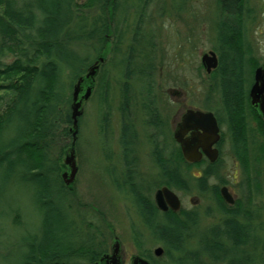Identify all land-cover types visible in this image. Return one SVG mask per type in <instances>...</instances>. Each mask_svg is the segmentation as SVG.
Here are the masks:
<instances>
[{
    "label": "trees",
    "instance_id": "1",
    "mask_svg": "<svg viewBox=\"0 0 264 264\" xmlns=\"http://www.w3.org/2000/svg\"><path fill=\"white\" fill-rule=\"evenodd\" d=\"M152 1L89 0L81 6L77 0H0V206L6 194L11 214L15 210L19 212L20 201L11 200L10 196L19 195L23 186H28L35 190L30 191L34 193L31 194L35 197L34 203L40 208H48L44 217L47 238L26 240L29 252L22 264H79L82 260L94 264L108 252L102 236L89 237L76 244L55 237V221L51 220L56 215L52 208L55 189L67 196L72 185L66 186L60 175V158L57 157V161L51 157L57 152L60 157L66 154L69 148L66 141L71 139L72 142L73 88L78 79L102 58V45L108 42L111 23L120 14H125L129 6L139 12V8H145ZM217 2L215 50L220 63L208 76L207 92L219 100L218 107L210 110L228 124L235 155L244 161L245 167L248 164L249 117L254 115L249 88L258 68L244 39L245 21L252 12L246 8V0ZM134 33L133 44H139L138 28ZM118 41L120 43V38ZM88 43L100 46L94 61L81 56L74 48L75 44ZM135 52L132 46L127 65L131 61H140L144 65L152 60L154 53L149 48L151 56L148 51L141 50L134 57ZM8 58L13 62L6 63ZM140 69L138 78L148 79V73ZM129 75H125L127 79H131L132 74ZM65 76L69 80L67 83L63 81ZM63 89L67 93H63ZM80 124L81 119L79 127ZM163 149H168V156L161 160L159 150H164L157 141L154 142L153 161L159 171V180L154 187L186 193L193 185L202 193L209 190L218 200L225 220L203 232L213 238H182L184 224L179 213L172 214L167 221L156 220L154 188L139 180L135 204L154 242L164 249L162 258H154L144 249L146 238H134L140 256L152 264H162L161 259L169 264H258L259 259L253 254L260 243L257 229L251 225L250 238H244L243 226L230 220L227 206L219 199L218 188L208 184L211 169H205L204 176L195 179L191 175L194 165L183 159L174 140L170 144L166 142ZM131 181L129 178L130 184ZM243 215L252 221L253 216ZM97 234L102 232L97 230ZM260 261L264 264V259Z\"/></svg>",
    "mask_w": 264,
    "mask_h": 264
},
{
    "label": "rangeland",
    "instance_id": "2",
    "mask_svg": "<svg viewBox=\"0 0 264 264\" xmlns=\"http://www.w3.org/2000/svg\"><path fill=\"white\" fill-rule=\"evenodd\" d=\"M88 1L77 0L81 6ZM217 1L154 0L145 8H139V12L129 6L125 14H120L111 23L108 42L102 45L104 62L100 65L92 94L83 104V115L76 141L74 144V139L72 142L71 139L66 141L69 147L67 151L75 149L78 173L67 196L55 189L52 208L55 209L57 216L51 220L55 221L56 238H65L71 244H76L88 240L89 237L102 236L108 254L112 253L118 244L122 264H132L133 259L141 257L133 238V231H137L146 234L144 249L150 251L156 258L154 251L162 246L154 242L152 234H147L131 198L117 191L115 184L119 181L117 176H110L107 173L117 167L120 169L119 137L124 91H129L130 95V112L133 114L137 134L139 168L143 176L151 181L154 193L157 190L154 184H157L159 176L151 157L150 140L153 131L147 125L143 107L150 96L155 106L161 109L168 124L167 135L170 142L173 141V132L186 110L203 111L218 107V97L210 96L207 92V79L213 72L208 74L201 63L204 54L211 51L218 53L215 50ZM246 8L252 12L245 21L246 48L258 67L264 68V0H246ZM137 28L139 44L134 45L133 36L135 37L134 31ZM132 46L136 52L146 50L149 53V48L153 49L152 60L144 65L140 61H131V64L127 65ZM74 48L81 56L94 61L98 57L100 46L97 43H88L75 44ZM137 55L136 53L134 57ZM11 62L12 58L6 60V63ZM138 68L148 73L149 78L140 80L137 76ZM127 73L132 74L129 75L131 79L126 78ZM63 81L69 82L68 77L65 76ZM149 89L151 91H148ZM62 92L67 93L65 89ZM105 125L106 134L103 130ZM255 129L256 124L251 121L250 156L245 167L240 166V163L236 164L231 134L225 129L227 143L219 164L220 182L210 179L208 184L210 187L219 188L229 186L243 209L249 216H253L250 223L257 229L256 234L260 239L258 250L253 254L254 258L256 256L263 260L264 153L259 158V151L260 147H264V137ZM60 146L62 143L58 144V147ZM65 155L63 153L60 157L57 152L51 157V160L60 158V175L66 171ZM109 157L112 159L108 160ZM198 174L196 171L194 175ZM30 191L35 190L23 186L20 194H11L10 199L20 201L19 208L22 207L30 216L32 222L27 225L28 231L32 235L38 234L43 237L47 231L44 217L48 208L36 205L35 197L31 195L33 192ZM174 192L181 200L183 208L201 214V229L205 230L223 222L225 216L220 211L218 200L209 190L202 193L193 185L187 193ZM219 199L222 200L220 195ZM22 223L14 213L2 227L0 264H22L29 252V242L26 241L29 238H21L27 229ZM97 230L102 234H97ZM160 262L169 264L163 259ZM78 263L89 264L84 260Z\"/></svg>",
    "mask_w": 264,
    "mask_h": 264
},
{
    "label": "flooded vegetation",
    "instance_id": "3",
    "mask_svg": "<svg viewBox=\"0 0 264 264\" xmlns=\"http://www.w3.org/2000/svg\"><path fill=\"white\" fill-rule=\"evenodd\" d=\"M218 58L219 55L217 54ZM219 63H220V58H219ZM214 72V71H213ZM208 75V74H207ZM254 84V77H253V83L251 85V87ZM249 88V98H250V89ZM150 95V94H149ZM129 91L125 90L124 91V103L122 106V123H121V128H120V137H119V141H120V169L117 167V169L111 171L109 170L107 173L110 176H114L116 175L117 178L119 179V181H116V189L117 191L122 194V195H127L131 198V200L135 203V197H136V192H139V180L142 181L143 184L146 185H152L151 181L149 180V178L144 177L140 168H139V161H138V155H137V134H136V127L133 123V114L132 112H130V101H129ZM148 100L147 102L144 104L143 110H144V114L146 116V121H147V125L151 128V130L153 131V134L151 136V146H152V153H151V157L153 159L154 155V142L157 141L158 145L161 146V149L164 150V152L160 151V159L164 160L167 159L168 156V149H163V147L166 145V142L168 144H170L168 135H167V131H169V127L168 124L163 116V113L161 111V109L157 106H155V102L154 100H151L152 98L149 96L147 97ZM251 98H250V106L252 108V111L254 113V115H250L249 117V121H253L256 124V129L255 131H257L259 133V135L261 134L262 137H264V119L259 115L258 111L256 109H254V107L252 106L251 103ZM188 110H194V109H188ZM186 110L185 113L188 111ZM194 111H201V110H194ZM202 112L204 113H213L217 122H218V126L220 128V140L219 142L214 146L215 149L218 150L219 152V157L218 160L215 163H211L210 160L203 155L202 159L200 162L198 163H189L188 161L185 160L182 150L180 148V145H178V143H176V141L174 140V133L175 130L177 128H175L174 132H173V140L174 142L177 144V146H179L180 151L182 153V157L183 159L188 163V164H192L194 165V168L192 169L191 175L195 178V179H200L204 176V171L205 169H211V179L220 182V177H219V164L222 161V157L224 155V148L226 146V136H225V129H227V131L231 134L229 126L226 122L222 121L219 119V116H217V114L211 110H203ZM184 113V114H185ZM184 114L181 116L180 121L177 123V125L182 121V118L184 116ZM103 130L105 132V134L107 133V125L103 126ZM170 133V132H169ZM193 132H189L188 134H186L185 139H189L192 136ZM249 139H250V133L248 132L247 134V138L246 141H248L247 143V149H246V156L247 159L250 156L249 153ZM231 141H232V145H233V138L231 136ZM234 148V147H233ZM260 149H262V153L264 151V147H260ZM235 151V150H234ZM261 151H259V158H261ZM166 154V155H165ZM237 161L236 164L238 165V163H240V166L243 165L244 161H242L238 156H236ZM112 157H109L108 160H111ZM261 162V161H260ZM154 163V161H153ZM157 168V167H156ZM198 171L199 174L197 176H195V172ZM157 173L159 176V171L157 169ZM187 174V173H185ZM63 175V174H61ZM129 178L132 180L131 184L129 183ZM210 181V179H209ZM208 181V183H209ZM218 188L219 191V195L222 198V194H221V190L223 188H226L228 190V192L232 195V197L235 199V204L234 205H230L227 204L223 198L222 201L224 202V204L227 206L226 210H228V213H230V220L236 221L237 223H239L240 225L243 226V232H244V238H250V228H251V223L249 219H246L245 216L243 214L247 215V212L245 211V209H243L242 204L237 201V199L233 196L232 194V190L229 186H222L221 188H219L218 186H215ZM164 187H160L157 188V190L153 193V200L154 203L157 207V212L158 214L156 215V213L154 214V216H156V220H160V219H165L166 221L168 220V218L172 215V214H178L181 218V221H183L184 224V233L182 235V238H213L212 236H205L203 234V232L205 230L201 229V223H202V216L199 212H196L194 210H187L185 208L182 207V202H181V209L177 212L172 211L171 209H169L167 212H163L161 211L156 202H155V194L158 190L162 189ZM183 193V192H182ZM124 195V196H125ZM2 204H1V210H0V232L3 230V226L6 223V219L8 217H10L12 210L10 208V204L7 202V195L4 194V196L2 197ZM181 201V200H180ZM37 205V204H36ZM238 205V207H237ZM137 213L139 215V211L137 209V205L135 204ZM15 215L18 216V218L20 219L22 226H25L27 228V225L29 223L32 222V220L30 219V216L28 215V213H25V211L21 208H19V212L17 210L14 211ZM18 214V215H17ZM140 216V215H139ZM249 216V215H248ZM145 229L147 230V234L151 235L150 230L148 229L144 219H142V217L140 216ZM225 220V217H224ZM223 220V222H224ZM161 221V220H160ZM222 222V223H223ZM221 223V224H222ZM220 224H216L213 226H210L209 228L218 226ZM29 229H25L24 234L21 235V238H47L45 235H43V237H41L38 234H34L32 235L29 231ZM246 234V235H245ZM0 236H2L0 234ZM146 234L140 233V232H135L133 231V238H145ZM152 236V235H151ZM3 239V238H2ZM114 251L110 254L105 253L103 254V256L94 264H99L101 262V260H103V264H112L111 261V256L113 255ZM106 257H108V259H106ZM118 257V264H122L121 261V257H120V251L117 255ZM134 260V259H133ZM261 261L258 260V264H260ZM133 264V262H132Z\"/></svg>",
    "mask_w": 264,
    "mask_h": 264
},
{
    "label": "water",
    "instance_id": "4",
    "mask_svg": "<svg viewBox=\"0 0 264 264\" xmlns=\"http://www.w3.org/2000/svg\"><path fill=\"white\" fill-rule=\"evenodd\" d=\"M104 62L100 58L93 66H91L86 75L80 77L73 88L72 93V129L73 144L76 141L79 120L83 115V104L86 102L93 91L95 79L99 73L100 65ZM202 66L208 74H211L219 66V58L213 51L204 54L201 60ZM251 103L259 115L264 119V68L258 67L254 72V84L250 89ZM193 132L189 139H185L186 134ZM174 140L182 150L183 156L189 163H198L205 155L211 163L218 160L219 152L214 146L220 140V128L213 113H204L202 111L188 110L182 121L177 125L174 133ZM65 173L62 179L66 186L74 184L77 173V160L75 149L71 148L66 152L64 161ZM223 200L230 205L235 204V199L226 188L221 190ZM155 202L158 208L167 212L171 209L177 212L181 209V201L177 194L168 187L158 190L155 194ZM119 245L116 244L114 253L111 256L112 264H118ZM164 255V249L158 247L154 251L156 258H161ZM108 259V257H106ZM105 260V259H103ZM103 260L99 264H103ZM133 264H152L145 258L137 257L133 260Z\"/></svg>",
    "mask_w": 264,
    "mask_h": 264
}]
</instances>
